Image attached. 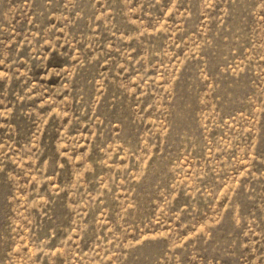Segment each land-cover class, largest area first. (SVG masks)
<instances>
[{
	"label": "rangeland",
	"instance_id": "obj_1",
	"mask_svg": "<svg viewBox=\"0 0 264 264\" xmlns=\"http://www.w3.org/2000/svg\"><path fill=\"white\" fill-rule=\"evenodd\" d=\"M0 264H264V0H0Z\"/></svg>",
	"mask_w": 264,
	"mask_h": 264
}]
</instances>
